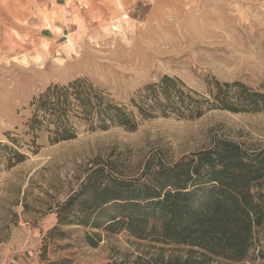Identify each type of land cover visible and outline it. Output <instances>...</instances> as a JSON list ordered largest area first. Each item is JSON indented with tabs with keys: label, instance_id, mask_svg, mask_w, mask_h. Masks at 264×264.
<instances>
[{
	"label": "rangeland",
	"instance_id": "1",
	"mask_svg": "<svg viewBox=\"0 0 264 264\" xmlns=\"http://www.w3.org/2000/svg\"><path fill=\"white\" fill-rule=\"evenodd\" d=\"M54 1L0 0V264L183 262L188 246L59 225L57 207L100 166L107 176L150 182L160 162L170 166L221 138L262 148L264 111L156 117L134 131L81 126L75 139L52 144L29 130L31 102L53 83L85 78L129 105L166 74L201 93L214 79L264 92V0ZM78 2L89 6L79 9L80 30L46 16L73 12ZM49 22L62 30L47 29ZM15 151L26 159L11 164ZM257 235L245 260L209 264H264V228Z\"/></svg>",
	"mask_w": 264,
	"mask_h": 264
},
{
	"label": "trees",
	"instance_id": "2",
	"mask_svg": "<svg viewBox=\"0 0 264 264\" xmlns=\"http://www.w3.org/2000/svg\"><path fill=\"white\" fill-rule=\"evenodd\" d=\"M31 106L29 130L45 132L56 144L75 139L81 126L134 131L142 120L156 117L197 119L213 109L262 112L264 92L239 80L214 79L201 93L166 74L126 105L90 80L77 78L49 85ZM13 159L11 164L22 162L26 154L15 151ZM158 167L150 174V182L107 176L106 168H95L58 205V224L109 233L127 230L138 239L190 247L187 259L177 264H209L214 258L245 260L264 228V190L254 191L264 184V147L249 149L221 138L207 149L170 166L160 162ZM87 238L95 244L93 237Z\"/></svg>",
	"mask_w": 264,
	"mask_h": 264
},
{
	"label": "crops",
	"instance_id": "3",
	"mask_svg": "<svg viewBox=\"0 0 264 264\" xmlns=\"http://www.w3.org/2000/svg\"><path fill=\"white\" fill-rule=\"evenodd\" d=\"M56 1L58 2V1H64V0H56ZM46 16L49 19V21H52V22H55L57 19H60L61 21L63 20V23H64V20L65 21H71V22H73V25L77 27V30H80V29H82L84 27L83 17L81 15L80 11H78L76 9H74V11L71 12L70 14H65L64 13L61 16L60 15L48 14ZM52 26H53V24H52ZM53 27H54L55 31L62 30V29H60V27H57L56 25H54ZM63 31H64V29H63Z\"/></svg>",
	"mask_w": 264,
	"mask_h": 264
},
{
	"label": "built area",
	"instance_id": "4",
	"mask_svg": "<svg viewBox=\"0 0 264 264\" xmlns=\"http://www.w3.org/2000/svg\"><path fill=\"white\" fill-rule=\"evenodd\" d=\"M51 1H52V4H55L54 0H51ZM78 7L79 9H87L89 6L86 3L78 2ZM71 12H72L71 8L69 6L66 7L65 14H70ZM47 29H50V27L48 26ZM65 42L69 44V38H66Z\"/></svg>",
	"mask_w": 264,
	"mask_h": 264
},
{
	"label": "bare ground",
	"instance_id": "5",
	"mask_svg": "<svg viewBox=\"0 0 264 264\" xmlns=\"http://www.w3.org/2000/svg\"><path fill=\"white\" fill-rule=\"evenodd\" d=\"M74 9H76V10H78L79 11V8H74ZM49 27H50V29L52 28V24H51V22H49L48 24H47ZM70 37V36H69ZM67 44V43H66ZM73 44V42H72V38H69V44H67L68 46H71Z\"/></svg>",
	"mask_w": 264,
	"mask_h": 264
}]
</instances>
